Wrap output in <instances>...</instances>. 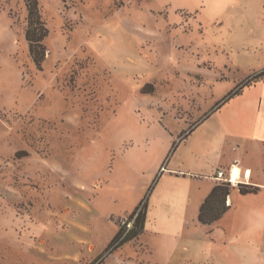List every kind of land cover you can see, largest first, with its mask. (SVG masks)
<instances>
[{
  "label": "rangeland",
  "instance_id": "rangeland-1",
  "mask_svg": "<svg viewBox=\"0 0 264 264\" xmlns=\"http://www.w3.org/2000/svg\"><path fill=\"white\" fill-rule=\"evenodd\" d=\"M27 1L0 0V264H146L113 242L142 202L152 260L264 264V198L210 227L186 206L233 146L264 186V0H37L41 67ZM170 236L209 246L167 263Z\"/></svg>",
  "mask_w": 264,
  "mask_h": 264
},
{
  "label": "crops",
  "instance_id": "crops-1",
  "mask_svg": "<svg viewBox=\"0 0 264 264\" xmlns=\"http://www.w3.org/2000/svg\"><path fill=\"white\" fill-rule=\"evenodd\" d=\"M238 136V135H235ZM230 138L232 139V134L230 136ZM243 138V137H242ZM251 141L257 145H264V131L263 130H255L254 132V136L251 137ZM244 146V147H243ZM242 148L241 146L235 147L233 146L231 148V152H229V160H227L226 156L223 155L222 159H220L219 163L217 164V170L216 172L214 170H212L213 172L210 173L209 177L205 178H201L199 177V180H210L211 183L208 182V184L206 185V190L203 191V193L198 197V200L193 201V198L190 196H187L186 199V206L189 207L191 204H195L196 208H195V213L196 215H198L199 218V214H200V209L201 206L203 205V203L205 202L206 198L209 196V194L211 193V191L213 190V188L217 185H220L222 180L216 179L215 175L217 173V171H224L226 173V175L229 177V169L232 166L233 162L235 160H238V165L233 173V175L235 173H237L236 176H238V169H239V178L236 179V181H233V176L229 177L232 179V181L234 182L235 188L233 190H231L230 195L227 198V206L229 207V209L227 210L226 213H228L229 211H232L234 208L236 209V211L239 210V205L237 206L234 202V200L236 199L237 202L242 203V207L245 206L246 202L248 204V201L251 202V200H255V202L261 200L262 198H264V186L262 182H259L257 179L254 180L253 175H250L247 171V158L242 159L241 157H236L234 159H232V151L235 150V152H240L241 150H243V155L244 157H247L248 155V150L247 147L245 145H243ZM221 149V147H220ZM222 150V149H221ZM231 153V154H230ZM214 169V168H213ZM215 172V174H214ZM213 177L211 178L210 176ZM193 178V177H191ZM197 179V177H194ZM239 184H244V185H251V186H260L261 188L263 187L262 190H260L257 194H247V195H242L239 191ZM236 192V195H233V193ZM197 199V198H196ZM226 213L217 221L213 222L212 224L209 225H204V226H213L214 224H216L217 222H219L225 215ZM243 214V213H242ZM148 216V215H147ZM181 220L186 221V215L184 213V215L181 216ZM199 222V220H198ZM200 223V222H199ZM201 224V223H200ZM202 225V224H201ZM151 230H149V224L146 222V228L143 232V234L140 235V242H143V244L145 245V248L148 252H146L147 254H150V256H152L153 258V252L158 251V249L156 248H152L151 247V240L153 239H143L145 235H148L149 232ZM180 231V230H179ZM152 234H155L156 236L160 235L161 233H159V231L152 230L151 231ZM179 233V232H178ZM178 233H176L178 235ZM180 235V234H179ZM137 240V239H136ZM157 240V239H156ZM160 241H162L163 243V248H161V250L163 251V255H164V259L166 260V262H171L172 259L174 258V256L179 253V254H183L186 253L191 254V259L188 260V262H194V258L196 256V258H198V253L197 250L201 247V246H209V244H207L206 239H175L172 236L167 237V239H158ZM160 249V248H159ZM228 254H225V256H227ZM152 258L150 259H145L148 262H146V264L150 263V264H160L157 260H152ZM177 258V257H176ZM131 262V261H130ZM133 264H143L142 262H138V261H134L131 262ZM182 264H188L186 262H183Z\"/></svg>",
  "mask_w": 264,
  "mask_h": 264
},
{
  "label": "trees",
  "instance_id": "trees-1",
  "mask_svg": "<svg viewBox=\"0 0 264 264\" xmlns=\"http://www.w3.org/2000/svg\"><path fill=\"white\" fill-rule=\"evenodd\" d=\"M28 26L26 29V39L29 43V50L32 59L41 67V64L46 59L47 48L44 45V40L48 37L49 31L42 20L37 0H28ZM264 72L260 74L263 76ZM237 91L234 95H237ZM231 183H222L213 188L205 202L201 206L199 214V222L202 225H209L219 220L229 209L226 205L227 198L231 193ZM233 186V185H232ZM235 187V186H233ZM239 191L242 195L257 194L260 189L251 185L239 184ZM148 215V203L142 202L135 211L130 215L133 221V228L123 237L124 231H120L114 239V248L125 245L136 240L143 234L146 228Z\"/></svg>",
  "mask_w": 264,
  "mask_h": 264
},
{
  "label": "built area",
  "instance_id": "built-area-1",
  "mask_svg": "<svg viewBox=\"0 0 264 264\" xmlns=\"http://www.w3.org/2000/svg\"><path fill=\"white\" fill-rule=\"evenodd\" d=\"M238 165V160H235L232 164V166L229 169V177L233 176V173ZM216 179L222 180L225 183H231L234 185V182L231 178H229L224 171H217L215 175Z\"/></svg>",
  "mask_w": 264,
  "mask_h": 264
},
{
  "label": "bare ground",
  "instance_id": "bare-ground-1",
  "mask_svg": "<svg viewBox=\"0 0 264 264\" xmlns=\"http://www.w3.org/2000/svg\"><path fill=\"white\" fill-rule=\"evenodd\" d=\"M236 175H237V173H235V174L233 175V181H236V179H237V178H236V177H237Z\"/></svg>",
  "mask_w": 264,
  "mask_h": 264
}]
</instances>
